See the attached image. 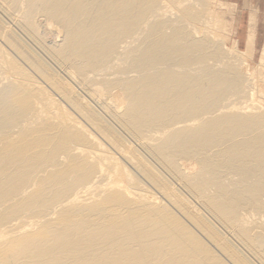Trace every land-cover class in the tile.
<instances>
[{
  "label": "bare ground",
  "instance_id": "6f19581e",
  "mask_svg": "<svg viewBox=\"0 0 264 264\" xmlns=\"http://www.w3.org/2000/svg\"><path fill=\"white\" fill-rule=\"evenodd\" d=\"M210 18L0 0V264H264V107Z\"/></svg>",
  "mask_w": 264,
  "mask_h": 264
},
{
  "label": "rangeland",
  "instance_id": "374dc122",
  "mask_svg": "<svg viewBox=\"0 0 264 264\" xmlns=\"http://www.w3.org/2000/svg\"><path fill=\"white\" fill-rule=\"evenodd\" d=\"M204 1L211 11L208 24L213 21L204 28L229 49V56L242 61L241 69L253 77V101L264 107V0Z\"/></svg>",
  "mask_w": 264,
  "mask_h": 264
},
{
  "label": "crops",
  "instance_id": "0c3cea01",
  "mask_svg": "<svg viewBox=\"0 0 264 264\" xmlns=\"http://www.w3.org/2000/svg\"><path fill=\"white\" fill-rule=\"evenodd\" d=\"M263 18H262V27L264 26V14H263V16H262ZM264 28V27H263ZM262 30H264V29H262Z\"/></svg>",
  "mask_w": 264,
  "mask_h": 264
}]
</instances>
